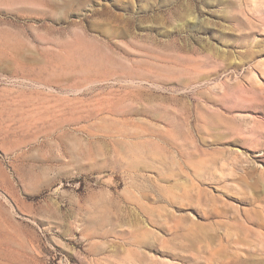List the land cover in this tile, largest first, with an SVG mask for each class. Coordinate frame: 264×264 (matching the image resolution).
<instances>
[{
  "label": "rangeland",
  "instance_id": "1",
  "mask_svg": "<svg viewBox=\"0 0 264 264\" xmlns=\"http://www.w3.org/2000/svg\"><path fill=\"white\" fill-rule=\"evenodd\" d=\"M0 264H264V0H0Z\"/></svg>",
  "mask_w": 264,
  "mask_h": 264
}]
</instances>
